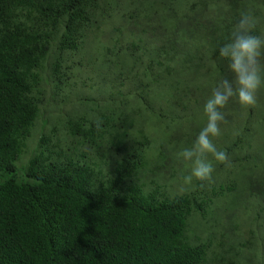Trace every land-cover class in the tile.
<instances>
[{
  "label": "trees",
  "instance_id": "16d2710c",
  "mask_svg": "<svg viewBox=\"0 0 264 264\" xmlns=\"http://www.w3.org/2000/svg\"><path fill=\"white\" fill-rule=\"evenodd\" d=\"M260 9L264 0H0V264H264V157L253 178L230 183L232 202L201 235L189 220L208 224L220 193L208 180L169 185L186 178L178 166L194 167L182 153L207 116L195 127L192 114L223 81L235 87L231 71L211 89L193 75L229 65L219 48L242 14L264 37ZM167 87L163 119L151 101ZM240 104L220 110L225 138ZM255 110L220 149L227 158L252 123L263 129ZM226 161L211 179L228 166L245 176L242 160Z\"/></svg>",
  "mask_w": 264,
  "mask_h": 264
},
{
  "label": "clouds",
  "instance_id": "9594fccd",
  "mask_svg": "<svg viewBox=\"0 0 264 264\" xmlns=\"http://www.w3.org/2000/svg\"><path fill=\"white\" fill-rule=\"evenodd\" d=\"M254 26V19L248 14H242L233 38L219 48V57L229 61V68L235 75V87L232 81H223L204 104L207 124L196 137L194 147L182 153L184 159L194 163L191 176L187 178L189 181L192 177L200 181L211 179L214 168L204 158L206 153H211L217 161L227 160L225 151L219 150L212 141V137L220 134L219 122L224 120L220 109L233 96H237L242 105L255 104V93L264 84V67L258 63V58L264 54V37L253 34Z\"/></svg>",
  "mask_w": 264,
  "mask_h": 264
},
{
  "label": "rangeland",
  "instance_id": "374dc122",
  "mask_svg": "<svg viewBox=\"0 0 264 264\" xmlns=\"http://www.w3.org/2000/svg\"><path fill=\"white\" fill-rule=\"evenodd\" d=\"M260 11H261V15L258 16L257 21L261 22L262 20H264V10L260 9ZM261 57H264V54H262L258 58V63L260 65L262 63L261 59H260ZM221 68L220 67L206 68L207 70H210L209 75L212 78L208 77V78L204 79V81L202 80V77L198 78L197 75H193V84L203 82L207 88L211 89L212 87H214V84L212 81L216 79L215 76L218 73H220L221 71L222 72L231 71V69L229 68V65H226L222 69ZM173 90L174 89H172V87H167L163 91L158 92V97L155 98L154 102L151 101L152 107H154L155 112L158 115H161L163 119L169 118L170 115L168 114L169 113L168 109L166 107L164 108V106H165L164 103L161 104L162 108L159 107V102H160V100H163L162 97L164 98V96L172 97L173 96L172 93H174ZM258 92L259 93L255 94L256 95L255 104H253V105H242V104H240V107L242 108L241 112L245 113V114L240 115V117L238 119L236 118V120H235V122H237L236 130H233V128H231L229 130V135L226 138L223 137L224 132L222 130H220V134L218 136L212 137L213 143L217 146V148L219 150L225 149L226 146L232 142V140L235 137V134L239 133L241 131L242 124L244 125V123H242V119H245V118H243L244 116L246 117L247 115H249L248 110L250 109V107H253L255 109L258 108L260 110L259 111L260 114L259 113L256 114L257 111L255 110L256 112H255L254 116L259 115L258 117L264 118V88H262V90L259 89ZM208 99L209 98L206 97L203 104H205ZM153 104L155 106H153ZM203 104H202V109L200 111L194 112L192 114L193 117L195 116L196 120H197V121H194V123L196 122L195 127L196 126L200 127V125L202 126V122H198V121H200L202 118L204 119V116L206 117ZM249 123L250 124L248 127L250 128L251 120ZM255 124L252 123V126H251L252 129L250 128L248 135L243 138L244 144L239 145L236 152H234L232 155L228 156V158H227L228 163H230L232 161L233 157L238 158L240 161L242 160V162H243L242 167H244L243 168L244 172H242V174L244 173L245 176H242L240 174L241 172H239V171L234 172L233 168L231 166H228V167H224L222 169V172L219 173L220 175L218 176V178L210 179V180H208V182H206L205 189L207 191H212L215 189V190H217V192L220 193V194H218L219 196H216L214 199L211 197L212 198L211 200H213V201H211V203L209 204V207L207 208V210L205 212L207 214V213H211L212 211H214L215 215L213 213L212 218L207 217L208 224L202 222V220H200L198 218H194V220L191 222V219H192V217H191L189 220V223H191L190 224L191 234L193 233L194 235H201V231H203L204 228L208 227L209 225L212 226L213 221L216 223V225L220 223L221 217L219 216V213H217V211L220 209V207L224 203H225L224 204V206H225V205H228L232 202V200L230 199L232 196H229V192H228V188H227L228 186H230V183H233V181H236V180H238V182L240 181V183H241V180L243 178H245V177H252L253 178V176L256 175V173H259L261 171L262 167H261L260 163H261V159L264 157V123H263V129H257L256 128L257 123H255ZM254 126H255V128H254ZM153 131L154 132L150 131L149 133L152 136L153 142L155 143V146H153L152 148H154V151H157L160 144H162V142H164V140L166 138L165 135H167V134L165 133L163 126L153 128ZM248 145H249V147H248ZM241 146H244V147L242 148ZM204 158H206L208 161H210L212 163L214 169L216 167L218 168L221 164L220 161L215 160V158L212 156L211 153H206ZM255 163H257L258 165L260 164L259 167H257L255 165ZM253 165L256 167H254ZM189 166H194L193 161H191V164ZM177 168L179 169L178 171H180L181 173L183 171V174H185L186 178L180 179L182 174L180 172H176L177 173L176 175H177L178 179H180V180L174 181L176 183H173V184L170 182V184H169L171 186L173 185V187L174 186L177 187V185H178V187L174 188V190H176V189H178V191L183 190L186 187H188L190 184H193L194 181L196 182L198 180L195 177H192V179L190 181L187 179L189 176H191V173L188 170V168L183 167L184 170H182L180 166H178ZM172 171L173 170H171V172ZM235 173H239V175L234 176L233 174H235ZM236 185H237V183H235L234 186H236ZM234 189H235V187H234ZM235 191H240V187L236 186ZM232 193H235L234 190Z\"/></svg>",
  "mask_w": 264,
  "mask_h": 264
}]
</instances>
